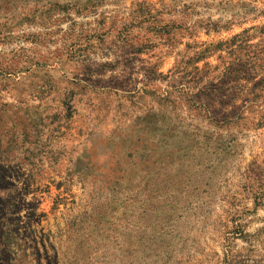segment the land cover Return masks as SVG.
<instances>
[{
    "label": "rangeland",
    "instance_id": "rangeland-1",
    "mask_svg": "<svg viewBox=\"0 0 264 264\" xmlns=\"http://www.w3.org/2000/svg\"><path fill=\"white\" fill-rule=\"evenodd\" d=\"M0 264H264V0H0Z\"/></svg>",
    "mask_w": 264,
    "mask_h": 264
}]
</instances>
